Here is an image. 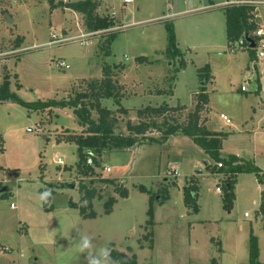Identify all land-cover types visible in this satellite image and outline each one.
Wrapping results in <instances>:
<instances>
[{"label": "rangeland", "instance_id": "obj_1", "mask_svg": "<svg viewBox=\"0 0 264 264\" xmlns=\"http://www.w3.org/2000/svg\"><path fill=\"white\" fill-rule=\"evenodd\" d=\"M81 1L87 0H54L53 8L50 0H0V86L9 76L10 92L26 103L69 102L78 94L100 95L105 73L111 72L121 105L114 98L100 99V104L117 116L115 132L128 136L127 123L138 124V111L147 106L166 102L181 109L155 116L159 123L166 118L187 122L209 75L210 103L201 112V122L228 134L222 157L238 156L264 173V63L252 58L254 50L229 48L225 5L217 4L224 0H134L128 5L123 0H92L100 16L115 12L113 31L91 32L84 44L75 40L50 45L53 34L64 39L90 33L84 15L70 7ZM259 8L264 23V6ZM244 85L246 92L241 91ZM121 107L128 110L126 115ZM36 111L13 99L0 101L5 148L0 153V264H89L105 248L129 259L136 255L139 264H251L252 231L264 264V215L259 213L264 185L254 172L236 174V199L233 209L226 210L224 194L217 190L226 177L214 173L219 163L193 138L178 134L158 143L147 138L132 147L133 155L125 152L129 149L106 151L97 175L84 177L76 170L77 145L57 142L60 133H83L84 124L70 106ZM92 115L98 118L99 113L94 110ZM39 118L41 132L36 130ZM147 137L161 139L162 133L152 130ZM59 158L64 163L59 160V165ZM105 165L112 171H105ZM191 178L198 185V213L184 203L183 186ZM104 179L127 188L129 197L121 198ZM66 182L76 188L58 189ZM82 185L96 188L102 198L94 200L96 219H84L70 206L72 200L80 202ZM44 192L50 194L41 198ZM159 192L157 223L148 228L150 195ZM111 197L118 203L106 215L104 204ZM83 235L91 238L92 248L81 252Z\"/></svg>", "mask_w": 264, "mask_h": 264}, {"label": "trees", "instance_id": "obj_2", "mask_svg": "<svg viewBox=\"0 0 264 264\" xmlns=\"http://www.w3.org/2000/svg\"><path fill=\"white\" fill-rule=\"evenodd\" d=\"M53 8H56L57 5H54V0H50ZM99 5L92 1H81L75 4L74 10L84 15V24L86 29L91 32H104L114 27L116 21L112 16H100L98 14ZM254 5L244 4L239 6H225V16H226V36L227 43L229 48L232 51H238L239 49H244L252 51L254 49L250 48L249 42L246 40V36L253 37L254 32L259 28L257 19L253 15L255 10ZM117 33H112L109 36V39H114ZM170 46L173 47L176 44V37L174 35V30L170 28ZM243 40V45H239V42ZM255 51V50H254ZM252 58L256 59L255 54H251ZM210 67L206 66L204 70L209 71ZM106 80L104 81L105 87H103V92L100 95L94 94H78L75 98L69 102L61 101L59 103H46V102H37L35 104H29L20 99L16 94L10 92V81L9 76H5L3 84L0 86V101H6L13 99L20 105H24L28 108L34 110H45L47 108L53 107H68L70 106L73 109V113L80 119L84 124L86 129L81 134H71L67 131L62 137H57L58 143H72L77 145L78 149V162L76 164V170L79 175L84 177H95L97 175L98 169L102 168V158L106 151H122L125 149H130L135 145L140 144L141 142L147 140L151 142H161V140H167L169 137L182 134L193 138L195 143L213 160L217 163L222 164V167L217 165L216 170L219 173H223L224 183L222 187H218L220 191L223 192V201L224 208L226 210H232L234 202L236 199V174L242 172H254L257 176L258 181L264 185V173L258 169L255 164L252 162H242L243 160L235 155H230L227 158L222 157L221 149L223 146V141L228 137V134L223 132H213L210 131L206 124L201 122V112L204 107L209 104V95L207 93V84L209 81V75L204 77L206 79V86H201V92L198 96V102L195 108V111L190 114L188 121L185 123H180L170 119H165L163 123H159L155 120V116H166L167 113L180 112L181 109L173 108L168 103H164L160 107L147 106L144 110L138 111V117L141 121L138 124L128 122L127 129L129 132L128 136L123 134H117L115 132L116 126L118 124V118L114 112L107 108L102 107L100 104V99H109L114 98L116 102L121 105V97L115 93L116 85L112 81L111 72L105 73ZM92 91L96 89V84L90 85ZM91 100V102H90ZM97 110L99 113L98 118H94L92 112ZM125 115L128 113L126 108L121 107V111ZM154 117V118H153ZM152 130H157L162 133V138H149L147 137L148 133H151ZM2 136H0V153L5 152V148L2 141ZM90 152V153H89ZM92 158L93 164H89L88 160ZM242 162V163H241ZM70 169V168H69ZM191 183L184 187V203L190 207L195 213L199 212L198 205V185L194 178L190 179ZM94 183V180L91 181ZM104 183L111 184L115 186L116 192L120 195L121 198L125 199L129 197V190L122 185L116 183L114 179H104ZM142 190H145L143 186L140 187ZM82 197L79 203L70 202V206L79 210L81 216L84 219H96L97 212L94 210V200L96 198L102 199L99 195V192L96 188H90L86 185H82L80 188ZM162 192L151 194L150 195V207L148 209L147 215L148 220L146 226L153 228L155 223V203L158 201V196L161 200ZM165 198L170 196L168 190L164 192ZM159 200V202H160ZM118 202V199L111 197L105 204V214L110 215L113 212L115 204ZM52 209V208H50ZM49 209V210H50ZM259 213L264 215V190L262 191V198ZM153 235V230L146 236V239H149ZM251 239V264H263L260 262V247L258 238L254 235L253 231L250 235ZM153 241L151 240V248L154 246ZM111 260L110 262H120L122 264H139L137 261V256L133 255L132 258L124 260L121 255L117 252L112 251L110 253Z\"/></svg>", "mask_w": 264, "mask_h": 264}, {"label": "built area", "instance_id": "obj_3", "mask_svg": "<svg viewBox=\"0 0 264 264\" xmlns=\"http://www.w3.org/2000/svg\"><path fill=\"white\" fill-rule=\"evenodd\" d=\"M134 0H123V2L128 5L133 3ZM244 4H249V5H254L256 8L253 11V15L254 17L257 19V17H259V5L261 4L262 6H264L263 3H257L255 1H251V0H227L223 5L225 6H239V5H244ZM108 31H113L112 28ZM94 35V33H83L80 36L77 37H72V38H64V39H60L56 34L52 35L53 41L50 42L49 44H57V43H64L67 41H81L82 44L87 43L88 39L91 38ZM254 41H255V47L253 48L256 52V63H264V26L260 25L259 28L254 32L253 37H251ZM244 41L241 40L239 42V45H243ZM68 67V66H67ZM243 92L248 91V88L246 85L242 86L241 89ZM222 118L225 119L227 121V123H230V119H228L226 116L222 115ZM37 131L41 132L42 128L41 126L38 124L37 125ZM28 132H33L34 128H29L27 130ZM60 163H62V161H60ZM89 164H93V160L92 158H89L88 160ZM219 167H222V164L218 165ZM104 170L107 172H111L112 168L109 166L104 167ZM174 175H178V172L176 171L174 173ZM218 191H220V189L218 188ZM12 207H15L14 204H12Z\"/></svg>", "mask_w": 264, "mask_h": 264}, {"label": "clouds", "instance_id": "obj_4", "mask_svg": "<svg viewBox=\"0 0 264 264\" xmlns=\"http://www.w3.org/2000/svg\"><path fill=\"white\" fill-rule=\"evenodd\" d=\"M50 193L44 192L41 198H46ZM78 248L81 252L90 250L92 248V240L89 236L83 235L80 238ZM91 255V253H90ZM110 250L105 248L102 249L98 255L91 256L89 264H110Z\"/></svg>", "mask_w": 264, "mask_h": 264}, {"label": "crops", "instance_id": "obj_5", "mask_svg": "<svg viewBox=\"0 0 264 264\" xmlns=\"http://www.w3.org/2000/svg\"><path fill=\"white\" fill-rule=\"evenodd\" d=\"M226 1H227V0H224V1H221V2H219V3H217V4H222V5H223ZM251 1H255V2H257V3H264V1H256V0H251ZM99 8H100V7H99ZM259 11H260V8H259ZM176 14H178V13H176ZM176 14H174V15H176ZM112 15H113V17H114L115 20H116V17H115L116 14H115V12H113ZM261 16H262V13H261V11H260V12H259V19H260V21H259V20H258V21H259V23H261L260 25H263V26H264V23L262 22V17H261ZM258 21H257V22H258ZM0 62H1V61H0ZM262 90H263V84H262L261 79H259L258 93H260V91H262ZM241 91H242V90H241ZM262 100H263V99H262ZM1 102H3V101H1ZM209 103H210V101H209ZM263 104H264V103H263ZM207 106H208V105H207ZM262 111H263V110L261 109L260 112H262ZM256 112H257V111H255V114H256ZM36 113H39V111L37 110ZM55 113H57V112H55ZM57 114H58V113H57ZM38 123H39L40 126H42V127L44 126V125H42V123H43V119H42V118H39ZM210 131H211V130H210ZM213 132H214V131H213ZM44 138L47 139V136H44ZM169 138H170V137H169ZM226 139H227V138H226ZM226 139H224V141H225ZM224 141H223V142H224ZM156 143H158V142H156ZM144 146H145V145H142L141 147H144ZM141 147H140V148H141ZM135 151H136V149H132V148H130L128 151H125V152L131 153V154L133 155V153H134ZM221 153H222V151H221ZM59 160L62 161V163H64V161H63L61 158H59V159L57 160L58 164H59ZM59 165H60V164H59ZM63 165H64V164H63ZM207 165H208V164H207ZM58 167L60 168V166H58ZM62 170H64V169H62ZM121 171H125V169L122 170V168H121ZM199 171H200V170H199ZM175 172H176V171H175ZM177 172H178V171H177ZM214 173H217V170H215ZM217 174H219V173H217ZM177 176H179V172H178V175H177ZM116 177H119V178H120V175H119V176H116ZM116 177H115V178H116ZM183 188H184V186H183ZM183 188H182V189H183ZM58 189H60L61 191H63V189H62L61 187L58 188ZM217 190H218V189H217ZM218 192H219V191H218ZM183 195H184V193H183ZM120 199H121V198H120ZM72 201H73V200H72ZM117 203H118V202H117ZM117 203H116V204H117ZM116 204H115V205H116ZM155 207H156V206H155ZM46 209L49 210L50 207L47 206ZM113 212H114V210H113ZM113 212H112V213H113ZM112 213H111V214H112ZM155 215H156V212H155ZM97 217H98V216H97ZM155 217H156V216H155ZM156 223H157V221H156ZM187 228L190 229V231H189V238H191L190 233H191V229H192L193 227H192V226H189V227H187ZM191 239H192V238H191ZM192 241H193V240H192Z\"/></svg>", "mask_w": 264, "mask_h": 264}, {"label": "water", "instance_id": "obj_6", "mask_svg": "<svg viewBox=\"0 0 264 264\" xmlns=\"http://www.w3.org/2000/svg\"><path fill=\"white\" fill-rule=\"evenodd\" d=\"M70 7L71 8H74V4H70ZM245 38L249 42L250 48L253 49L255 47V41L251 37H249V36H246ZM203 85H205V82L203 83ZM61 188L62 189H66V188L74 189V188H76V184L75 183H71V182H66V183H64L61 186ZM3 191H5V189ZM121 256L123 257L124 260H128L129 259V257L126 254H124V253H121Z\"/></svg>", "mask_w": 264, "mask_h": 264}]
</instances>
